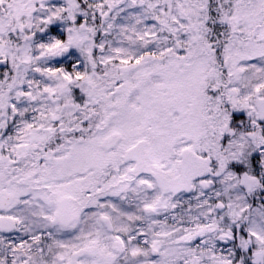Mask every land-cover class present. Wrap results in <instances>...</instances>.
Here are the masks:
<instances>
[{
    "label": "snow or ice",
    "instance_id": "obj_1",
    "mask_svg": "<svg viewBox=\"0 0 264 264\" xmlns=\"http://www.w3.org/2000/svg\"><path fill=\"white\" fill-rule=\"evenodd\" d=\"M0 264H264V0H0Z\"/></svg>",
    "mask_w": 264,
    "mask_h": 264
}]
</instances>
